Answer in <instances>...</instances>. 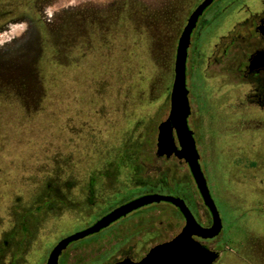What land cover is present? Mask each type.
Returning <instances> with one entry per match:
<instances>
[{"label": "rangeland", "instance_id": "obj_1", "mask_svg": "<svg viewBox=\"0 0 264 264\" xmlns=\"http://www.w3.org/2000/svg\"><path fill=\"white\" fill-rule=\"evenodd\" d=\"M48 1L42 15L56 25L42 31L38 42L14 43L11 52L0 54V246L3 239L12 240L5 232L17 228L22 214L50 204L62 206L54 199L69 192V182L82 184L93 171L113 168L125 155L135 156L139 150L140 157L129 163L133 171L142 167L143 159L153 157L158 127L171 108L174 60L170 48L180 18L185 19L199 0H182L179 4L185 7H177V19L164 22L163 0ZM36 4V0H0V14L13 12L0 20V50L28 38L27 21L18 15ZM71 8L86 10V20L77 34L60 20ZM218 26L216 21L213 31ZM159 38L165 40L161 45L164 50L159 48ZM197 43L194 39V45ZM219 69L218 73L208 69L205 79L197 69L187 70L190 99L199 109L189 124L195 130L201 166L224 220L220 242L230 243L216 264H264V218L257 210L264 203L260 181L264 171H247L252 185L240 186L234 179L243 156L234 144L237 140L246 144L248 139L227 135V131L240 129L230 123L233 114L228 104L231 90L237 94L238 87L230 80L226 64ZM249 111L252 113L243 114L248 120L264 116V111ZM255 128L256 122L248 123L253 141L248 148L255 145L259 160L264 161V133ZM161 164L152 159L146 168ZM110 181L109 187L117 186L118 180ZM81 184L72 192L79 193ZM175 187L189 190L194 197L197 192L191 185L187 189L185 181L176 182ZM117 189L113 199L107 198L110 201L86 220L65 210L60 211L58 220L43 217L37 238L40 243L30 264H46L56 240L83 228L139 190L123 185ZM151 209H159L152 214H158L165 228H152L150 246L173 238L181 230L170 217L179 215L174 205L161 202L146 206L80 240L78 245L94 239L100 243L88 252L90 263L110 264L118 249L133 241V228H127L131 221ZM236 230L245 241L242 245L232 241ZM142 247L143 242L138 243V249ZM0 264H4L2 259Z\"/></svg>", "mask_w": 264, "mask_h": 264}, {"label": "flooded vegetation", "instance_id": "obj_2", "mask_svg": "<svg viewBox=\"0 0 264 264\" xmlns=\"http://www.w3.org/2000/svg\"><path fill=\"white\" fill-rule=\"evenodd\" d=\"M36 1L37 4L35 8L24 10L18 15L19 18L27 21L29 31L27 36L28 38H23L10 43L9 46H7L4 50H0V54H8L11 52L13 47H16L14 43H21L19 45H23L24 43L31 44L36 39H39L38 36L42 31L50 30L54 25H56L54 22L51 24V20H47L46 16L42 15V8L49 1ZM202 1L203 0H199L196 4H194L193 7H191V10L187 13L185 19L184 17L180 18L181 23L179 25V29H177L176 38L173 42L174 44L170 48L174 60V69L180 36L182 35L189 17ZM253 1H255V3H253ZM253 1L214 0V2L209 5L199 17V22L194 28L191 36V43L188 48L187 58V70L197 69L202 79H205L206 71H208V69L214 70L218 73L222 71V69L220 70L219 68H221L223 64H226V71L231 73L230 80L233 84H236V88L238 87L237 94L233 90L230 92V98L228 100L230 110H228L233 114L232 118H230V123L234 124L236 127H240V131H227V135L231 136L233 139L243 136H245V140L248 139L246 144H242L244 141L242 142L240 140H237L234 144V147L243 155L238 162V176H234V179L240 186L252 185V182H250L247 178V171L249 169L260 168L264 171V161L259 160L258 156L261 155L258 154L257 150L254 149L255 145L254 148H248V145L253 144L251 139L252 137H249L248 134V132H250L248 129V123L256 122L255 130L264 133V116L253 118L250 117L248 120L243 115L247 114V112L252 113L249 110H256L257 113L260 114L262 111H264V67L259 69L250 68L251 57L256 52L264 49V35L260 31V26L264 25V0ZM179 2H182V0H163L161 2L163 5V10H161V13L164 16L162 17L163 22L177 19V7H185L184 3L179 4ZM215 8H217L218 11L214 12ZM12 14V11L8 13H2L0 14V20L4 19L5 17L12 16ZM57 19L58 18H55V20ZM60 20L62 22L65 21L64 25L68 31H74L75 34L80 33L82 30V25H84V21L86 20V10H80L78 12L76 8L68 9ZM144 21H146V19H144ZM149 21L153 22L152 20ZM155 21L156 22H154V25L157 27L158 20ZM216 21L219 22V26L217 31H213V24ZM194 39L196 43L197 41L199 42L197 43L198 46L194 45ZM161 45L162 47L165 45V40L160 39L159 43L160 50H164V48L162 49ZM27 48L29 47L27 46ZM212 61H214L213 66H211ZM190 104L192 112L188 118V121L190 120V117H194L199 111L196 104L191 102V99ZM192 130L194 131L195 136V130ZM138 152H140V150L134 152L137 153L135 156L132 154L125 155L123 159L118 161L116 166L112 165L113 168L106 167L102 170L93 171L89 177H87L86 180L82 182V184L78 182H69V192L64 195H58L54 199L56 202L62 203V206L50 204L48 207L46 206L45 209L38 208L34 211L22 214L20 216L21 220L17 225V228H11V232H5V236H9V234L12 235V240H10L8 237L3 239L2 245L0 246V260L2 259L4 264H30L33 260L32 252L40 243L37 241V238L39 237V233L42 230V228H39V223L43 217H52L55 220H58L62 217L60 211L65 210L67 213L72 215L74 214L73 216L76 219L86 220L87 218H90L95 213V211L97 212L100 210L101 204L113 199L112 194L114 191L118 190L117 188L120 187V185L137 188L139 190L132 196H129L128 198L126 197L122 201L118 202L116 205H112L106 212L96 217V219L88 223L83 228L68 235L62 236L56 240L48 253L46 264L52 250L62 239L78 231H82L88 227H91L101 217L111 212L115 208L134 198L146 194L158 193L185 199L187 205L190 207L199 223L206 227L213 225L212 214L208 207L204 204L195 179L192 175L190 166L184 158H180L175 154L170 156L166 154H159L156 142V146L153 150V157L150 160L143 159V165L141 164L142 167L140 166L137 171H133L129 163L132 159H138L140 157ZM262 156L264 157V155ZM152 159L160 160L162 163L161 166L159 168L154 167L147 169L146 162H151ZM201 159L202 156L200 153V163ZM149 169H152V171L154 170V172ZM242 174L245 175L241 178ZM112 178L118 180L116 187H109V184L111 183L110 180ZM180 181L187 182V189L190 188V185L194 190L196 189L197 192L195 197L194 193L192 195L189 190L182 191L183 186L180 187V189L175 187V183H179ZM260 181L261 184H264V176L260 178ZM79 184H81L79 193H73L72 189H77ZM166 189L167 191H165ZM107 198L111 199L108 200ZM161 202L174 205L172 202L168 201L154 202L128 213L126 216L121 217L105 228L112 226L122 219L130 218V216H132L135 212L140 210L143 211L146 206H152ZM252 205L253 207H256L255 204ZM174 207L178 211L179 215L178 217L176 215H170V217L173 221L178 222L177 228H181L182 230V228L185 226L186 219L181 210L175 205ZM259 207L260 208L257 210H259L260 216L264 218V203H262ZM153 211H159V209L145 211L136 216L131 221V224L127 228H133V241L120 247L116 254H114L112 257L110 264H116L126 259L139 261L149 252L152 247L150 246L152 241V228H165L164 221L158 218V214L153 215ZM224 228L225 224L223 220V229L217 237L211 239L197 237L207 246L219 251L220 258L230 244L228 242H220ZM237 231L238 230L232 233V235H234L232 236V241L239 242V244L242 245L245 243V241L243 238H240L236 235ZM84 238L70 242L62 250L59 256V264H93L90 263L91 261H89L87 254L89 251L95 250V248L98 247L100 243L97 239H94L90 242L78 245L80 240ZM140 242H143V247L139 250L138 243ZM220 258L218 260H220Z\"/></svg>", "mask_w": 264, "mask_h": 264}, {"label": "water", "instance_id": "obj_3", "mask_svg": "<svg viewBox=\"0 0 264 264\" xmlns=\"http://www.w3.org/2000/svg\"><path fill=\"white\" fill-rule=\"evenodd\" d=\"M213 2L214 0H203L197 6L180 36L170 96L171 108L167 118L158 127L157 137L159 154L168 156L175 154L188 162L204 204L212 214L213 225L206 227L199 223L185 199L158 193L146 194L120 205L101 217L91 227L62 239L52 250L47 264H59V256L70 242L99 232L128 213L160 201L172 202L177 206L186 219L185 226L172 239L152 246L141 260L126 259L116 264H215L220 258L219 251L207 246L197 238L217 237L223 229V220L200 163V152L194 131L189 125L188 118L192 108L189 97L190 90L187 85V58L191 36L199 22V17ZM260 31L264 35V25L260 26ZM262 67H264V49L256 52L250 61L251 69Z\"/></svg>", "mask_w": 264, "mask_h": 264}]
</instances>
